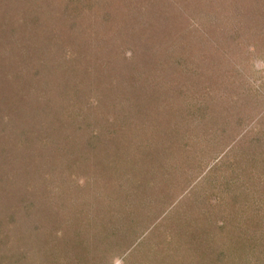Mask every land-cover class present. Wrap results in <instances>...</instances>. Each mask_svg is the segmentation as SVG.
Wrapping results in <instances>:
<instances>
[{
	"label": "trees",
	"instance_id": "16d2710c",
	"mask_svg": "<svg viewBox=\"0 0 264 264\" xmlns=\"http://www.w3.org/2000/svg\"><path fill=\"white\" fill-rule=\"evenodd\" d=\"M113 2L116 3H106ZM103 3L0 0V249L16 246L12 255L0 251V264H39L33 258L39 252L56 260L55 264L56 254L69 256L68 264H92L89 254L93 246L99 247L101 241L105 243L113 236L118 244H127L129 239L125 242L123 238L139 234L137 230L142 224L138 221L145 217L142 212H135L140 208L137 204L143 206L148 200L157 204V197L162 196L151 193L157 186L155 181H146L149 192L142 184V176L121 177L128 167H122L121 159L127 158L129 166L137 170L146 167H136L139 161L146 164L160 160L152 144L161 136L137 126L148 122L144 110L148 105L144 101L150 97L159 99L158 90L152 85L160 74L149 75L152 80L145 76L141 86H136L133 77L128 78L129 71L117 73L121 70L117 65L119 49L115 54L117 47L125 44L130 49L127 56L136 59L138 49L131 41L136 37H128L132 31L129 27L116 30L110 9H100ZM102 23L107 25L103 32ZM117 34L123 40L113 46ZM139 34L140 38L146 37L144 32ZM129 58L125 56L126 60ZM171 58L181 65L179 59ZM196 91L198 94L199 89ZM172 124L178 122L174 120ZM129 146H135L132 156L127 151ZM73 165L75 170L91 166L88 169L94 177L89 173L83 182L69 178ZM63 168L67 177L61 175ZM162 189L164 186L159 185L158 190ZM141 191H145L143 201L138 200ZM219 206L223 208L218 215L216 211L202 212L193 217L192 227L199 232H195L193 252H184L182 261L264 264V242H247L254 238L247 225L260 216L258 209L254 208L253 213L250 210L242 224L230 220L229 213L236 208L227 213L223 202ZM66 209L75 223L97 227V231L87 237L82 231L75 230V236L66 233L64 225L65 230L59 226L49 231L45 217H51L55 223L54 218ZM42 227L45 235L38 234ZM192 227L186 233L188 238L194 234ZM145 238L146 235L135 247L144 243ZM166 238L169 243L175 241L170 234ZM188 238L180 241L181 249L189 245ZM81 249L86 254L78 253L76 259L74 254ZM190 254H196L198 261L192 260ZM153 256L154 260L149 258L153 264L164 263L166 258L160 252Z\"/></svg>",
	"mask_w": 264,
	"mask_h": 264
},
{
	"label": "rangeland",
	"instance_id": "374dc122",
	"mask_svg": "<svg viewBox=\"0 0 264 264\" xmlns=\"http://www.w3.org/2000/svg\"><path fill=\"white\" fill-rule=\"evenodd\" d=\"M100 1L104 2L101 11L110 9L116 30L129 27L132 31L128 37H136L130 39L138 49L134 59L127 56L130 49L125 44L118 46L123 37L115 35L112 44L118 46L115 54L120 51L117 65L121 69L117 73L129 71L128 78L133 77L136 86H141L145 76L160 74L152 85L158 90L159 99L147 96L149 99L143 104L148 105L144 108L148 122L145 126L137 123L138 127L149 129L146 133L161 136L152 144L160 160L146 164L139 161L136 167H146L137 170L129 166L127 158L121 159L122 167L128 166L121 177L134 178L138 174L145 188L147 180L155 181L157 186L151 193L162 196L157 197V204L150 200L143 206L137 204L140 208L135 212L145 216L138 221L142 224L137 230L139 234L124 237L125 242L129 239L124 245L118 244L111 234L112 240L101 241L99 247L96 245L98 248L93 246L89 254L93 258L91 263L153 264L149 258L154 260L153 255L160 252L166 258L164 263L157 264H190L188 260L182 261V256L192 253L195 246V232L199 231L192 227V221L202 212L216 211L218 215L223 208L219 206L221 202L227 206V213L236 208L229 213L234 223L243 224L248 212L257 208L260 216L247 225L249 235L254 238L244 240L264 242V0H115L111 5L106 3L108 0ZM100 26V31L107 30L106 24ZM142 31L145 38H140ZM171 57L179 59L181 65ZM175 70L178 72L173 75L171 72ZM174 120L178 124L173 125ZM133 147L127 150L131 156ZM85 166L87 170L81 167L75 170L73 165L69 178L83 182L91 167ZM64 170L61 175L67 177ZM90 175L94 177L92 171ZM159 185L165 189L158 190ZM143 194L145 191L138 193L139 201L145 199ZM240 205L245 209L241 210ZM68 212L66 209L57 215L55 223L51 217H45V227L49 231L59 226L65 230L64 225L69 231L65 230L66 233L75 236V230L82 231L86 237L97 231L94 226L81 227L67 216ZM76 215L80 219V214ZM45 227L39 235H45ZM190 227L194 234L188 238ZM143 231L147 234L143 235ZM168 234L175 241L169 243ZM145 235L144 243L135 247ZM186 238L189 245L181 249L180 241ZM15 247L4 246L0 251L12 255ZM69 252L73 254L71 249ZM76 253V259L86 254L83 249ZM190 255L198 261L196 254ZM45 256L39 252L33 258L39 264H55L56 260ZM56 257V264L71 261L66 254Z\"/></svg>",
	"mask_w": 264,
	"mask_h": 264
}]
</instances>
